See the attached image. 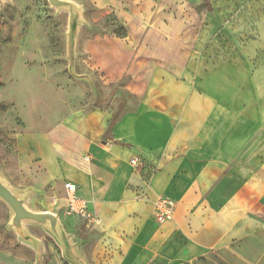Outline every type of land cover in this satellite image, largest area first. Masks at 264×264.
<instances>
[{"label": "crops", "instance_id": "crops-1", "mask_svg": "<svg viewBox=\"0 0 264 264\" xmlns=\"http://www.w3.org/2000/svg\"><path fill=\"white\" fill-rule=\"evenodd\" d=\"M157 1H99L119 7L141 36L129 63L139 103L114 124L93 108L36 134L39 160L20 165L30 179L24 194L38 191L49 202L43 212L62 217L64 184L78 187L100 220L74 234L86 264H264V30L236 45L216 35L196 43L177 75L168 63H179L178 42L160 39L165 58L140 57L164 33ZM160 196L177 204L164 223L153 217Z\"/></svg>", "mask_w": 264, "mask_h": 264}, {"label": "rangeland", "instance_id": "rangeland-1", "mask_svg": "<svg viewBox=\"0 0 264 264\" xmlns=\"http://www.w3.org/2000/svg\"><path fill=\"white\" fill-rule=\"evenodd\" d=\"M72 1L81 8L73 49L68 44V13L52 8L48 0L0 3V179L21 196L29 191L26 183L30 179L20 165L39 160L36 134L73 113L93 108L106 110L119 120L139 103L129 63L135 51L130 42L138 46L141 36L128 32L129 18L124 21L118 16L119 7H99L100 0ZM154 7L162 13L158 25L164 33L152 36L154 48L145 47L140 57H164L157 44L178 42L182 50L179 63H168L177 75L196 43L205 45L216 35L223 45H236L258 39L264 30V0H158ZM119 24L127 30L124 38L118 31L111 33ZM206 27L211 28L208 36ZM262 59L259 53L254 63ZM37 192L27 194V207L43 212L49 202ZM59 217L76 253L74 234L92 227L74 223L68 213ZM10 219L8 206L0 200V264H69L40 226L27 225L38 242L36 249L19 241Z\"/></svg>", "mask_w": 264, "mask_h": 264}, {"label": "water", "instance_id": "water-1", "mask_svg": "<svg viewBox=\"0 0 264 264\" xmlns=\"http://www.w3.org/2000/svg\"><path fill=\"white\" fill-rule=\"evenodd\" d=\"M4 0H0L2 3ZM50 6L59 12L69 15V48L73 49L76 42L79 25L81 23V8L72 0H48ZM0 200L11 212L10 226L14 229L19 241L25 245L38 248L37 240L30 235L28 224L40 226L58 244L62 257L69 264H84L76 255L69 236L66 234L60 217L52 212H36L27 207L28 195L17 194L9 185L0 179Z\"/></svg>", "mask_w": 264, "mask_h": 264}, {"label": "built area", "instance_id": "built-area-1", "mask_svg": "<svg viewBox=\"0 0 264 264\" xmlns=\"http://www.w3.org/2000/svg\"><path fill=\"white\" fill-rule=\"evenodd\" d=\"M130 164L135 169H143L144 165L138 157L130 160ZM66 190L67 213L74 218L85 221L92 228L99 226L100 220L92 215L88 209V203L78 195V187L73 183L64 184ZM176 201L167 196L156 198L153 203V217L157 223H164L174 218L176 213Z\"/></svg>", "mask_w": 264, "mask_h": 264}, {"label": "trees", "instance_id": "trees-1", "mask_svg": "<svg viewBox=\"0 0 264 264\" xmlns=\"http://www.w3.org/2000/svg\"><path fill=\"white\" fill-rule=\"evenodd\" d=\"M211 10H212V8L209 11H211ZM117 29L118 30H115V29L112 30L111 33L116 34V31H118V32H120L119 35H121L122 38L127 36V30L122 24H119ZM116 121H117V119L114 117L113 120H112V124H114Z\"/></svg>", "mask_w": 264, "mask_h": 264}]
</instances>
